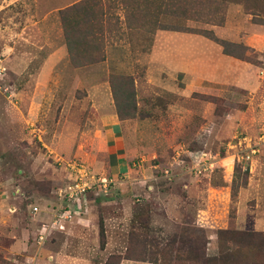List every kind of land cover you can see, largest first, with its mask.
<instances>
[{"label": "rangeland", "instance_id": "rangeland-1", "mask_svg": "<svg viewBox=\"0 0 264 264\" xmlns=\"http://www.w3.org/2000/svg\"><path fill=\"white\" fill-rule=\"evenodd\" d=\"M78 1L0 0V264H264V0H226L220 26L180 23L251 63L199 34L142 40L120 25L104 61L75 68L58 12ZM112 75L131 81L132 116L116 114ZM115 157L127 173L111 172ZM72 161L111 182L37 245ZM232 232L262 237L247 250Z\"/></svg>", "mask_w": 264, "mask_h": 264}, {"label": "trees", "instance_id": "trees-1", "mask_svg": "<svg viewBox=\"0 0 264 264\" xmlns=\"http://www.w3.org/2000/svg\"><path fill=\"white\" fill-rule=\"evenodd\" d=\"M226 0H80L58 12L67 59L72 67H83L104 61L107 37L121 28L128 35L150 40L156 31H175L199 34L216 43L223 55L248 63L252 62L247 47L215 38L210 31L188 29L180 23L203 22L220 26L223 22ZM116 114L132 116V84L126 77L111 76L109 80ZM247 167L243 174L246 175ZM227 234L219 231L218 236ZM232 244L247 250L256 249L245 239L262 237L261 233H229ZM236 237V239H234ZM264 242V239H262ZM99 248L104 246V230L98 222ZM128 260H132L126 258ZM214 260L203 259L197 264H211Z\"/></svg>", "mask_w": 264, "mask_h": 264}, {"label": "built area", "instance_id": "built-area-1", "mask_svg": "<svg viewBox=\"0 0 264 264\" xmlns=\"http://www.w3.org/2000/svg\"><path fill=\"white\" fill-rule=\"evenodd\" d=\"M259 142L264 143V133L258 137ZM244 143V150H247L249 155H254L257 152V145H251L250 139L245 137L237 140V145ZM246 154L245 161L250 162V156ZM200 166L195 165L194 169L199 170ZM67 172L65 182L58 187L54 193V200L48 207V219L44 223H40L36 234V243L40 245L46 238L49 230L54 228L62 229L64 224L70 222L73 218L79 217L82 214L85 195L94 188H106L111 182L105 176L93 175L86 164L82 161H72L67 163ZM33 214L38 212L37 207L30 208Z\"/></svg>", "mask_w": 264, "mask_h": 264}, {"label": "crops", "instance_id": "crops-1", "mask_svg": "<svg viewBox=\"0 0 264 264\" xmlns=\"http://www.w3.org/2000/svg\"><path fill=\"white\" fill-rule=\"evenodd\" d=\"M115 126H114V123H113V121L111 122V129H108L107 131H106V134H107V136H108V138L110 139L111 138V140L113 141V139L115 140L116 138H117V133L115 132L116 130H115ZM114 162H116V163H114L115 164V166L114 167H111L110 168V170H111V172H116L115 174H124V173H127V170H125V167H123L122 165H121V163H118L119 161H117V158L115 157V159H114ZM50 206V205H49ZM47 212V211H46ZM48 217H49V215H48V212H47V216H46V221H47V219H48ZM79 218V220L81 219V217H78Z\"/></svg>", "mask_w": 264, "mask_h": 264}]
</instances>
